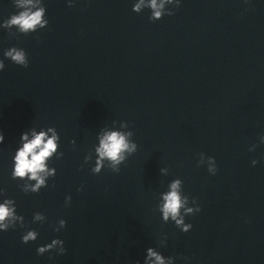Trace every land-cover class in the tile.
I'll list each match as a JSON object with an SVG mask.
<instances>
[{
  "label": "water",
  "instance_id": "1",
  "mask_svg": "<svg viewBox=\"0 0 264 264\" xmlns=\"http://www.w3.org/2000/svg\"><path fill=\"white\" fill-rule=\"evenodd\" d=\"M134 2L33 0L47 27H0V203L22 218L0 233V264H145L149 248L172 264H264V0H181L158 21ZM24 10L0 0V26ZM49 128L55 175L33 192L13 156L22 133ZM109 131L137 148L95 173ZM176 180L201 209L187 233L161 211ZM54 239L65 253L38 255Z\"/></svg>",
  "mask_w": 264,
  "mask_h": 264
},
{
  "label": "clouds",
  "instance_id": "2",
  "mask_svg": "<svg viewBox=\"0 0 264 264\" xmlns=\"http://www.w3.org/2000/svg\"><path fill=\"white\" fill-rule=\"evenodd\" d=\"M166 4H174L176 8L180 7L181 0H135L133 4V11L137 14L142 13L145 9L151 10L150 19L153 21L161 20L165 15H173V11H166ZM17 6L25 9L19 14L12 15L0 27L8 28L15 27L21 33H30L37 31L38 28H45L48 22L43 18L45 10L33 3V0H17ZM69 6L71 0H69ZM35 9V10H34ZM4 57L10 59L16 65L27 68L29 66L27 53L22 49L12 48L5 51ZM5 63L0 60V73L5 70ZM51 133V135H49ZM131 132L124 133L121 131L106 132L100 138V144L96 149L99 160L98 166L93 169V172L99 173L103 161L107 159L112 162L114 168L123 163L127 159V155L136 151L137 145L131 142ZM60 137L55 129L49 128L45 131H32L31 135L28 132L21 134L20 146L17 147L13 156L12 178L20 181L28 180L35 181V184L30 185L33 192H38L42 187H46V179L49 176L55 175V169L48 168V162L58 152L60 148ZM261 143H264V136L260 138ZM5 143V136L0 132V145ZM75 144V141H73ZM215 166L209 169V172L215 175L218 171L216 161ZM255 166L258 161H252ZM171 190L163 196L164 203L161 211L163 219L168 221L171 219L176 226L184 233L191 231L192 225L185 223V216L195 215L201 209L196 201L195 208L187 207L188 200L181 195V181L176 180L170 185ZM71 201V196L67 198ZM183 210V213H182ZM42 217L37 214L36 219ZM21 219L17 216L14 201L10 199L4 200L0 203V233L7 232L9 229L15 228V221ZM61 225L66 227L67 222L61 221ZM38 233L35 230H27L22 236V242L28 244L35 242L38 239ZM56 250L58 254L63 255L66 251L64 241L54 239L51 243L40 246L37 253L40 256ZM145 264H172L170 259H166L162 254L156 250L149 248L147 250V258Z\"/></svg>",
  "mask_w": 264,
  "mask_h": 264
}]
</instances>
